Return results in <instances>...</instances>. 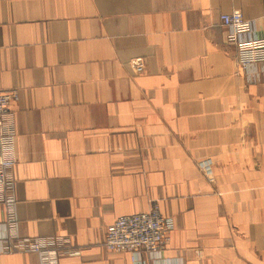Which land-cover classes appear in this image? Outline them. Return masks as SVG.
<instances>
[{"label":"crops","instance_id":"0c3cea01","mask_svg":"<svg viewBox=\"0 0 264 264\" xmlns=\"http://www.w3.org/2000/svg\"><path fill=\"white\" fill-rule=\"evenodd\" d=\"M234 9L264 37V0H0L20 235L67 236L59 264H264V64L236 73ZM155 203L159 253L104 247Z\"/></svg>","mask_w":264,"mask_h":264},{"label":"built area","instance_id":"2783aa9c","mask_svg":"<svg viewBox=\"0 0 264 264\" xmlns=\"http://www.w3.org/2000/svg\"><path fill=\"white\" fill-rule=\"evenodd\" d=\"M227 29L226 41L235 49L236 73H244L250 66L264 64V37L253 35L252 23L241 11L234 9L220 15ZM131 66L138 72L141 62ZM15 90L0 89V202L6 210L5 221L0 223V254L35 253L39 264H59L60 256L75 255L79 250L70 246L67 236H22L18 232L13 196L12 169L16 162L13 153L14 131L9 113L10 102L16 99ZM174 228L172 216L161 213L158 204L148 211L124 214L107 225L103 245L108 251L128 252L132 258L139 252L157 254L161 251Z\"/></svg>","mask_w":264,"mask_h":264}]
</instances>
